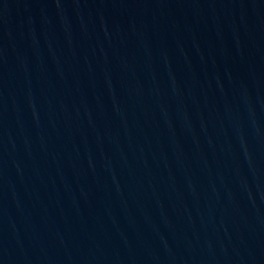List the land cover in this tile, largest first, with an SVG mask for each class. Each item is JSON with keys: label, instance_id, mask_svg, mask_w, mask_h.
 <instances>
[{"label": "water", "instance_id": "1", "mask_svg": "<svg viewBox=\"0 0 264 264\" xmlns=\"http://www.w3.org/2000/svg\"><path fill=\"white\" fill-rule=\"evenodd\" d=\"M0 264H264V0H0Z\"/></svg>", "mask_w": 264, "mask_h": 264}]
</instances>
